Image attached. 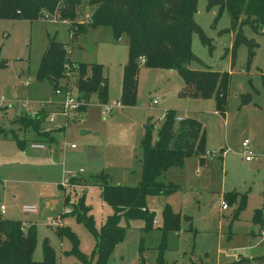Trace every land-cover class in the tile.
<instances>
[{"label": "rangeland", "instance_id": "obj_1", "mask_svg": "<svg viewBox=\"0 0 264 264\" xmlns=\"http://www.w3.org/2000/svg\"><path fill=\"white\" fill-rule=\"evenodd\" d=\"M91 13L87 3L79 8L80 19L85 20ZM216 14L217 8L207 10L206 0H197L194 20L210 45L203 44L197 34L193 35L191 50L195 59L188 68L230 73L224 117L215 111L213 98L182 95L183 81L176 71L140 65L134 105L115 107L105 116L103 105L91 96L86 111L57 133V143L51 145L55 147L51 153L48 144L42 150L45 152L30 149L29 144L37 141L35 135L18 122L20 116L38 112L41 105L43 109L51 107L48 102L52 88L47 81L36 77L48 38L54 37L69 45L71 60L103 65L108 77L106 104L114 105L119 101L122 65L127 61V37L122 35L115 40L109 28L99 27L87 34H78L71 42L66 21L0 19L1 58L6 62V67L0 69V204L7 208L9 219L23 223L34 221L35 261L42 260L45 240L59 261H77L74 256L64 254L70 249V242L57 235L59 226L69 227L78 237L79 251L95 260L94 233L69 214L73 210L71 205L81 199L96 231L112 209L103 202L97 185L88 186L84 191L80 179L105 171L112 184L138 185L144 126L148 122L154 124V140L160 124L158 118L168 109L175 110L176 116L202 124L206 135L205 162L201 165L199 158L192 156L183 166L167 170L164 180L176 185L177 190L146 198V206L155 213L158 223L154 220L155 227L145 230L143 220L130 221L107 264H159L162 241L159 226L165 205L181 216L179 230L169 231L166 236L162 257L166 264H228L239 257L264 255V233L261 234L264 232V86L261 80L264 35L255 32L249 24L243 25V36L256 43L254 54L249 59V46L241 43L232 60L230 51L235 32L225 31L230 28V17L224 12L214 20ZM242 95L250 97L247 105L241 106ZM152 99H157V103L152 104ZM244 139L250 141L249 149L256 157L252 161L244 159L241 147ZM16 140L26 142L25 150ZM46 152L49 156L44 155ZM70 178L79 184L70 185ZM232 193L234 200L222 209L223 195ZM243 195L244 207L234 217ZM66 196L67 205L64 204ZM48 204L53 206L49 209ZM22 205H34L38 212L24 215L20 210ZM66 209L69 211L65 212ZM257 209L263 211L261 224L252 221ZM121 224L126 223L121 221Z\"/></svg>", "mask_w": 264, "mask_h": 264}, {"label": "trees", "instance_id": "obj_2", "mask_svg": "<svg viewBox=\"0 0 264 264\" xmlns=\"http://www.w3.org/2000/svg\"><path fill=\"white\" fill-rule=\"evenodd\" d=\"M87 3L92 13L85 20L80 19L79 8ZM217 8L214 20L226 12L231 20L230 28L234 31V41L230 56L234 60L235 49L241 43L249 46V59L254 54V41H248L242 34V27L249 24L255 32L264 35V0H206V9ZM197 11V0H0V19L28 20L57 19L69 25L71 42L78 34H87L99 27L109 28L115 40L122 35L127 37V61L122 69V80L119 101L123 106L135 104L140 65L148 68L176 71L183 83L182 95L194 98L215 100V111L225 116L230 87V73L218 70H192L188 64L195 59L191 50L192 37L197 34L203 44L210 45L194 16ZM69 45L58 42L54 37L48 38L46 49L41 57L36 77L39 81H47L52 88V100L48 109L41 108L35 116H20L18 122L25 129L31 130L35 140L48 144L57 143L59 131L42 133L47 114L58 108L61 97L54 94L56 89H63L70 78L76 81L79 115L84 113L91 96H95L98 104L107 103L108 82L102 64L72 62L69 60ZM211 48V47H210ZM227 52H225V55ZM6 67L1 58L0 69ZM264 86V68L261 71ZM250 101V97L241 96V105ZM56 105V109H52ZM176 111L166 110L164 120L158 125L156 137L152 140L154 124L144 126L141 141L142 157L141 180L136 186L112 184L107 172L101 171L90 178L80 179L82 189L97 185L101 190V198L111 209L98 231L88 215L81 199L72 204L69 212L82 222L95 238V260H90L79 249L77 235L69 227L59 226L57 235L70 242V249L65 255L74 256L77 261L67 263L59 261L48 240L43 242L42 260L35 261L33 253L36 246L35 225L23 226V222L3 218L0 214V264H107V260L115 246L125 236L128 223L140 219L144 221V229L155 227L156 215L146 206V198L150 195H168L177 190V186L165 182V172L174 166H183L186 159L197 156L201 165L205 162L206 135L202 124L192 118L175 120ZM18 146L25 150V141L16 140ZM79 184L70 178V185ZM73 185V186H74ZM80 186V185H79ZM62 187V186H61ZM68 196V195H67ZM65 197L64 204H69ZM68 198V199H67ZM225 203L234 200V194L223 195ZM244 195L240 200L234 217L244 207ZM189 220V217L186 218ZM124 221L125 226L121 224ZM181 216L165 205L161 210L162 241L159 251V264H166L163 251L166 248V236L169 231H178ZM252 221L261 224L263 211L257 209ZM158 228V226H157ZM228 264H264V255L252 258L239 257Z\"/></svg>", "mask_w": 264, "mask_h": 264}, {"label": "built area", "instance_id": "obj_3", "mask_svg": "<svg viewBox=\"0 0 264 264\" xmlns=\"http://www.w3.org/2000/svg\"><path fill=\"white\" fill-rule=\"evenodd\" d=\"M55 19V18H54ZM53 20V19H52ZM76 92V95L74 94ZM54 94L57 97H61L60 102L57 104L58 108L56 110L50 111L44 121V124L42 126V129L40 130L42 133H47V132H53V131H63L66 126L73 121L77 115L79 114L78 112V107H79V101L77 99V88H76V81L75 80H69L67 85L63 89H56L54 91ZM157 99H152V104H156ZM43 105L40 107L42 108ZM121 106L120 101H117L114 105H108L104 104L103 105V115L107 116L108 114L111 113V111L115 107ZM36 111L30 113V115L33 117L36 115ZM166 110L163 111L162 115L158 118V122H162L165 118ZM183 118L176 116L175 120L177 122L181 121ZM250 141L248 139H244L241 142V147L243 149V156L246 161H252L256 157L252 154L251 150L249 149ZM71 147H74L72 144ZM29 148L33 150H44L46 148V144L40 141H33L29 144ZM51 150V149H50ZM82 173V170H80ZM72 176H74L72 174ZM222 209L227 208V205L224 200L220 201ZM22 212L24 213H35L37 212V207L34 205H23L21 207ZM69 210L66 209L65 212H68ZM0 212H4V206L0 205ZM156 223H158V220H155ZM24 227H28L27 223H23ZM264 232L262 231L261 234Z\"/></svg>", "mask_w": 264, "mask_h": 264}, {"label": "crops", "instance_id": "obj_4", "mask_svg": "<svg viewBox=\"0 0 264 264\" xmlns=\"http://www.w3.org/2000/svg\"><path fill=\"white\" fill-rule=\"evenodd\" d=\"M38 20H41V19H38ZM20 21H24V20H20ZM29 22H30V21H29ZM70 34H71V33H70ZM70 36H71V35H70ZM69 60L72 61V62H80V61H77V60H71L70 57H69ZM123 65H124V64H123ZM123 65H122V67H123ZM165 70H166V69H165ZM170 71H171V70H170ZM121 72H122V71H121ZM104 73H105V72H104ZM105 76H106V74H105ZM138 77H139V73H138ZM106 78H107V82H108V77L106 76ZM121 79H122V76H121ZM183 87H184V83H183ZM137 89H138V88H137ZM120 90H121V85H120ZM51 100H52V96H51V99H50L49 102H51ZM49 102H48V103H49ZM245 105H247V104H245ZM45 106H46V105H45ZM241 106H243V105H241ZM179 117H181V118H186V117H182V116H179ZM63 131H64V130H63ZM55 146H56V145H55ZM46 147H47V146H46ZM48 147H49V149H54V148H55L54 146H48ZM51 147H52V148H51ZM45 149H46V148H45ZM45 149H44V150H45ZM37 152H45V151H42V150L39 151V150H38ZM46 153H47V152H46ZM50 153H51V150H50ZM43 154H44V153H43ZM43 154H39V155H43ZM93 154H94V153H92V151H91V155H93ZM44 155H45V156H49L48 153H47V154H44ZM166 172H167V171H166ZM166 172H165V174H166ZM164 176H165V175H164ZM0 205H2V204H0ZM3 206H4V205H3ZM22 206H23V205H22ZM22 206H21V207H22ZM48 206H49L48 208L50 209V208L53 206V204H48ZM225 209H226V208H225ZM20 210H21V208H20ZM21 212H22V210H21ZM37 212H38V210H37ZM37 212H35V213H37ZM22 213H23L24 215H27V216L30 215V214H35V213H24V212H22ZM0 214H1V215H4L5 218L9 219V217L6 216V215H7V208H6L5 206H4V212H3V213L0 212ZM58 218H59V220L62 219L61 216H59ZM42 220H44L45 223L48 222V219H46V218H44V219H42ZM33 222H34V221L25 222V223H28L29 225H32ZM47 224H48V223H47ZM252 257H254V256H252ZM252 257H249V258H252Z\"/></svg>", "mask_w": 264, "mask_h": 264}, {"label": "water", "instance_id": "obj_5", "mask_svg": "<svg viewBox=\"0 0 264 264\" xmlns=\"http://www.w3.org/2000/svg\"><path fill=\"white\" fill-rule=\"evenodd\" d=\"M83 134L87 133V131H82Z\"/></svg>", "mask_w": 264, "mask_h": 264}]
</instances>
